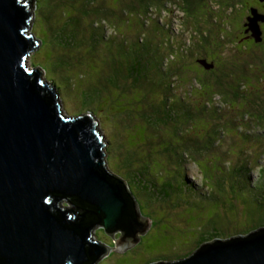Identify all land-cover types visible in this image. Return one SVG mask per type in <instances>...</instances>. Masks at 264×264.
<instances>
[{"label":"rangeland","instance_id":"rangeland-1","mask_svg":"<svg viewBox=\"0 0 264 264\" xmlns=\"http://www.w3.org/2000/svg\"><path fill=\"white\" fill-rule=\"evenodd\" d=\"M162 1L165 8L157 10L158 6L150 7L145 24L142 25L141 17L135 13L126 12L124 18L118 21L110 18L111 22L107 26L117 37H112L110 30H106L104 35L92 26L94 23H90L91 29L97 33L93 40L103 46H108L117 38L124 43H133L135 40L132 37L140 34L134 32L130 24L136 23L140 33L143 31L146 34L149 28H154L155 23H160L164 29L158 28L159 35L155 34L158 37L155 41L156 48L162 46V50L168 51L166 45L172 37L173 43H183L188 48V51H183V55L187 57L186 61L190 65H183L182 69L195 75L202 81V85L193 82L194 77L191 76L181 87L178 79L181 72L172 77L173 82L168 76L166 83L165 80L154 83V80L144 78L135 81L132 80L135 78L133 77L131 80L126 79L127 84H123L124 86L113 85V74L106 70L110 69L109 65H114L110 57L104 56L101 60V55L94 53L90 40H84L83 44L77 39L67 43L66 36L60 35L55 25L49 29L47 17L42 14L38 2L34 0L30 30L40 40V45L29 54L28 65L43 68V78L57 86L62 107L69 115L91 112L96 117L104 141L107 140L104 146L106 167L122 176L130 194H134L133 199L137 200L135 202L138 210L140 206L139 214L150 221L148 230L138 234L139 241L125 251L115 249L114 239L121 236V231H116L113 238L102 229V225L95 226L92 238L107 245L109 250L96 264H150L176 260L217 236L227 238L264 227V215L256 213L254 202L255 191L260 199L261 193L263 194L264 201V187L255 188L260 184L263 186L264 183V108L259 106L260 115H247L249 110L254 114L258 112V106L252 105L258 103V98L264 99V71H249L240 80L239 76L233 79L227 86L213 87L209 81L203 80L205 72L196 64L195 58L199 54L193 47V42L197 39L196 35L193 36L196 20L197 23L200 22L199 27L205 22L212 23L215 31L221 30V43H217L221 47L216 52L219 55L222 53L223 60L229 61V64L237 56V46L238 49L245 45L252 48L254 41L248 40L244 43L240 40L242 14H246V11L243 12L244 2L231 11L224 4L219 6L220 0H203L195 9H191L192 17H189L190 15L182 11L181 0ZM67 5L64 3L62 7V13L66 15ZM147 25L151 27L148 28ZM142 26L146 28L142 30ZM201 26L205 27L204 24ZM214 30L212 37L215 40L219 32ZM249 30L254 36L250 26L246 32ZM127 31L131 34H126ZM246 51H240L242 53H239V59L244 58ZM53 63L56 70L51 69ZM232 69V66L223 68L227 77ZM205 71L208 75L212 73L207 69ZM176 80L177 84L174 86L178 95L175 102L183 104L184 108L174 112L173 118L166 122L167 126L162 123L152 126L146 119L142 123L143 114L152 108V103L148 102L150 98L158 101L164 97L166 91L174 95L172 91ZM240 81L244 87H237L240 86ZM163 84L168 85L169 89L166 90L167 87ZM85 101L89 102V109L85 107ZM243 113L246 114L245 120L240 118ZM236 114H239V118ZM162 116L163 121H167L165 114ZM242 120H249L247 124L251 126H242ZM256 124L263 127H256ZM146 127L154 131L148 134ZM170 127L176 130H170ZM205 130L208 136L201 139ZM155 134L157 137L154 139ZM189 134L197 143L191 144L193 140L187 142L186 136ZM244 135L243 140H239ZM208 137L213 139L212 146L197 152L200 144L207 146ZM174 140L178 142V146H174ZM224 150L227 154L222 155L221 151ZM198 153L210 158L209 165L203 161L204 157H198ZM159 155L164 162H160ZM222 157L226 158L228 165L235 161L239 169L248 168L252 185H245L247 181L244 180V173H239L236 178L230 175L226 177L230 169H225L226 164L222 165V169L218 166V160ZM126 164L133 165L135 170L125 172ZM190 184L199 191L191 189ZM61 203L65 206L71 205L67 201Z\"/></svg>","mask_w":264,"mask_h":264},{"label":"water","instance_id":"water-1","mask_svg":"<svg viewBox=\"0 0 264 264\" xmlns=\"http://www.w3.org/2000/svg\"><path fill=\"white\" fill-rule=\"evenodd\" d=\"M33 5L0 0V264H96L109 250L92 238L95 226L113 238L121 231L115 249L125 251L150 221L139 214L125 182L109 179L107 140L96 118L69 115L56 85L28 65L40 45L30 30ZM248 17L262 40L264 15L252 8ZM70 197L82 201L61 203ZM150 264H264V227Z\"/></svg>","mask_w":264,"mask_h":264},{"label":"trees","instance_id":"trees-1","mask_svg":"<svg viewBox=\"0 0 264 264\" xmlns=\"http://www.w3.org/2000/svg\"><path fill=\"white\" fill-rule=\"evenodd\" d=\"M35 1L38 2V6L41 9L42 14H45V16L47 17L46 20L49 22L48 23V26L50 27L49 29H52L53 26L55 25L59 29L58 30L59 34L66 36L65 39L67 40L66 41L67 43L68 42L71 43L72 40H74V39L79 40L82 44L85 43L84 40H90L91 44L94 47V53L95 54L98 53L99 55H101V60L104 59V56L110 57V59L113 61L114 65H109L110 69H106V70L113 74V76L111 77L112 81H114L113 85H117V86H119V84H121V85L125 84L126 85L127 84L126 81L131 80L133 77H135V78H133L132 80H135V81H137V79L144 78L145 80L146 79L154 80V83H155V81H157L158 83H162V82H159V80H161V81L165 80L164 82L166 83L167 82V79H166L167 76L169 78L170 77L172 78L178 72H179V74L181 72V74L178 76L180 86L182 83L185 84L186 83L185 81L187 79H190L191 76L194 77L193 82H196L197 85L203 84L202 81H200V79L195 77V75H192V73L189 74L188 72H185L186 70L182 69L183 65H190V63H187V61H186L187 57L183 55V51H188L187 50L188 48H185L183 43L177 44V41H176V43H173L174 39L172 37V39L170 38L171 40L170 39L168 40V44L166 45L168 47V51L166 49L162 50V46L161 47L157 46V48H156L155 41H157L158 37H156L155 34L159 35L158 28L164 29L163 25L160 23H159V25L155 23L154 28H152V29L149 28L150 25H147V27L149 28V31L146 34H144L143 31L140 33L139 26L136 25V23L130 24V27L133 26L134 32H137L140 34L138 36L132 37V39L135 40V42H133V43L132 42L131 43H129V42L124 43V41L117 38L116 41H113L108 46H103L99 42L93 40V38L97 37V35H96L97 33H96V31L91 29V27L89 26L90 23H94L92 26L98 28V30L100 32H102L104 35H106L107 31L109 32V30H110V32H111L110 27L107 26L108 25L107 23L111 22L110 18L113 17L117 21L122 20L125 16L124 13L127 12L130 14L135 13L138 17H141V25H142V24H145L144 21H146V17H147L146 14L148 13V10L150 9V7H152L154 5L156 7L158 6L157 10L165 8V6H162V4L164 2L162 0H114V1H112V0H71L72 3L69 2V0H35ZM201 1H203V0H181L182 5H183V6H181L182 11L184 13H186V15L187 14H188V16L190 15L189 17H192L191 16V14L193 12L192 10L195 9V7H197L196 6L197 4H201ZM241 1L242 0H220L219 6L224 4V6H226L227 8H229L232 11L233 9L238 8L237 6H241L239 4V3H241ZM64 3L68 4L66 7L68 10V15L62 13V11L64 10L62 8ZM244 4H246V3L244 2ZM224 6H222V7H224ZM73 9H75V12L73 11ZM125 9H126V11H123ZM141 9H143V10L140 11ZM250 12L252 14V9H250ZM245 16H246V14H242V20L241 21H244ZM215 17H217V16H215ZM209 18H211V17H209ZM87 20L89 22H87ZM125 22H127V19L125 20ZM199 23H197V21L194 20L195 25H194V27L192 26L194 29L193 30L194 31L193 36L196 35V37H197V39L195 37L196 40H194V42H193V47L195 48V52L197 54H199V56H196L197 58H195V60L197 61L196 64L200 68H202L204 70V72L206 73V74L203 73L204 74L203 80L209 81L213 85V87H218V86L220 87V85L227 86L229 83H231L233 81V79H237V77L239 76V80H240V77L242 75L248 73L249 71L250 72H254V71L257 72V71H261V70L264 71V66H262V67H256L255 66V65H264V50H263L264 45H263V43H262V45L256 43V42H261L262 40L257 41L256 37L253 36V34H252V36L254 37V40H255V42H253V47L248 48V46L245 45V46H241L240 49H238V46H237V48H236L237 49V56L235 57L234 61L231 62V64H229V61L223 60V56H221L222 53L219 55L216 52L218 50V48L221 47V45H217V43H219V44L221 43V41H220L221 36H222V33L220 32L221 30L215 31L213 29L214 25L212 23H210V24L205 23V22L201 23V25L202 24L205 25L204 28H202L201 25L199 27ZM242 23H244V22H242ZM241 25H243V24H241ZM244 25H246V29L249 28V26H250L248 16L246 17V22L244 23ZM123 26L124 25H122V27ZM88 27H90V28H88ZM142 28L145 29L146 27L142 26L141 29ZM246 29H245V31H246ZM128 30H129V28H128ZM213 30H214V32H217V31L219 32L217 34V36L215 37V40L213 39V37H211ZM165 31H167V30L165 29ZM149 32H151V35ZM110 34H112V37L113 36L117 37L112 32ZM126 34H131V32L127 31ZM249 36L250 35H248V36L244 35V36L240 37V40L244 41V43H245L246 41L250 40V39H248ZM101 37H102V35H101ZM112 37H111V35H109V38H112ZM124 39H127V37ZM122 42H123V44H122ZM223 46L224 45H222V47ZM245 49L247 51L245 54H243L244 58L239 59V55H240L239 53H242L240 51L245 50ZM70 52H71V50H70ZM184 63H186V64H184ZM206 64L211 65V67H209V68L206 67ZM173 65H178V67H173ZM230 66L233 67V69H232L233 71L227 77L225 75V70H223V68L228 69V67H230ZM39 67H41V66H39ZM174 68H176V70ZM237 68H239V69H237ZM51 69H53V70L57 69V67L55 66L54 63L51 65ZM206 69L210 72L213 71L211 73V75L207 74V72L205 71ZM102 73H104V72H102ZM229 77H230V79H229ZM171 81L172 82L174 81L173 78L171 79ZM193 82L192 83L190 82V83L193 84ZM176 84H177V80L174 82L173 86L174 85L176 86ZM239 85L240 86H237V87H241V86L244 87V85H243V83H241V81L239 82ZM163 86H166V85L163 84ZM175 86L173 87L174 90L172 91V93L174 95L167 93V91H166V94H164V97L162 99H159L158 101L155 100L156 98H154V100H153V97L150 98L151 101L149 100L148 102L152 103V108L148 112H146L147 114L146 113L143 114L144 119L142 120V123L145 122V119H146V121L152 126H154L155 124H158V123H162V124H165V126H167L166 122H168L169 119L173 118L174 112L178 111L179 109L184 108L183 104H176V102H175V98L178 95L175 92V91H177ZM166 87H167L166 90H168L169 86L167 85ZM245 88H246V86H245ZM256 101L258 103H254L252 106L257 105L258 106L257 111L259 112L261 110V108H260L261 106H262V108H264V99H263V97L262 98L260 97ZM85 102H86L85 107H88L87 109H89L90 104H87L89 102L88 101H85ZM91 108H93V107L91 106ZM94 111H95V109H94ZM251 111L252 110H249V113L247 114L248 116L256 115V114L260 115V113H261V112H259V113L256 112L254 114ZM262 112H264V110ZM162 114H165L167 121H163ZM238 115L239 114H236V116L239 118ZM245 116H246V114L243 113L240 116V118H243V120H245ZM234 117H235V115H234ZM247 122H249V120L243 121V123L241 125L242 126L246 125L245 126L246 128L250 127L251 125L247 124ZM233 126H235V125H233ZM256 127H263V126H261L260 124H256ZM170 128H171L170 130H176V128H173V127H170ZM152 130L154 131V129H152V128L150 129V127H146L145 131H147V133H148V132H152ZM148 134H151V133H148ZM150 136H152V135H150ZM207 136H208V132H207V130H205L201 139H205V138H207ZM156 137H157V134L154 135V139ZM244 137H245V135L240 137L239 140H243ZM246 137H247V135H246ZM186 138H187V142L193 140L192 136L190 134L188 136H186ZM208 139H209V142H208L207 146H204V145L201 146V144H200L197 147V152L208 149L209 147L212 146L213 139L211 137H208ZM205 141H203V143ZM195 143H197V140L196 141L193 140L191 144H195ZM175 145L178 146L179 144L177 141L174 140V146ZM159 146L162 149V146L161 145H159ZM162 151H163V149H162ZM221 153H222V155H223V153L227 154L225 150L221 151ZM199 154L200 153H198V157H201V156L204 157L203 161H205L209 165L210 162H208V160L210 161V158L208 159L207 156L199 155ZM158 158H159L160 162L161 161L164 162V160H162V158H160V155L158 156ZM199 159H201V158H199ZM183 163H185V161H183ZM223 164H226L225 169L227 171L230 169L229 172L226 174V177H227V175H230L232 178H236L239 176V173L240 174L244 173L243 174L244 180L247 181V183L245 185L247 187H249V185L251 183H253L252 177L250 176V174H248V168H240L239 169V167H237V164L235 163V161L232 162L231 164H229L230 165L229 166L228 163H226V158L222 157L221 160H218L219 168H221ZM214 165H215V161H213L212 166H214ZM225 169H223V170H225ZM132 170L133 171L135 170V167L133 165L132 166H129L127 164L125 165V172L130 173ZM243 170H245V171H243ZM111 173H112V176L111 177L109 176L110 180L114 178V180L118 181L120 179V180H123V182H125V180L122 178V176L119 175L117 172L114 173L111 171ZM135 176H136V174H135ZM190 187H191V189H194L193 185H191ZM250 187H253V186H250ZM263 187H264V183H263V186H262V184H260L259 187H255V188L261 189ZM194 190L199 191L196 189H194ZM262 190H264V188ZM256 192L257 191H255V198H254V202L256 204V213L264 215V201L262 200L263 194L261 193V199H260L259 195H257ZM131 194H132V196H134V194L132 192H131ZM63 201H67V203L71 204V206L72 205L75 206V204L78 205L79 201H82V200H77V197H75V198L70 197V199L67 198V199H64ZM135 201L137 202L136 199H135ZM136 202H135V205H136ZM84 205L86 206L88 204L84 203ZM88 208H90V210H94V208H91V207H88ZM139 211L141 212L140 206H139ZM132 212H133V210H132ZM241 214L244 215L243 212ZM96 216L97 215H91L92 220H94L96 218ZM89 220H90V218H88V221ZM101 227H102V229H105L104 226H101ZM126 231H127V229H126ZM216 238H220V237L217 236ZM189 254L190 253L184 254V256H187Z\"/></svg>","mask_w":264,"mask_h":264},{"label":"flooded vegetation","instance_id":"flooded-vegetation-1","mask_svg":"<svg viewBox=\"0 0 264 264\" xmlns=\"http://www.w3.org/2000/svg\"><path fill=\"white\" fill-rule=\"evenodd\" d=\"M249 1H251V2H249ZM242 2L246 3V4H244L245 5L244 12L246 11V16H245L244 21H242V22H244V23L246 22V17L251 15L250 9H252V8H254L257 12L264 14V0H243V1H241V3ZM244 23H242L243 25H242V29H241L242 36L250 35L248 39L255 42L254 37L252 36V32L250 30L248 32L245 31L246 25H244ZM259 23H260V27L262 30V41L256 42V43L261 44V45L263 43V45H264V20H260Z\"/></svg>","mask_w":264,"mask_h":264},{"label":"bare ground","instance_id":"bare-ground-1","mask_svg":"<svg viewBox=\"0 0 264 264\" xmlns=\"http://www.w3.org/2000/svg\"><path fill=\"white\" fill-rule=\"evenodd\" d=\"M216 16V15H215ZM211 26V25H210ZM212 37V36H211ZM102 64H104V63H102ZM200 68V67H199ZM213 72V71H212ZM152 96V95H151ZM152 98V97H151ZM130 100V99H129ZM134 100V99H133ZM147 100V99H146ZM151 101V100H150ZM179 101V100H178Z\"/></svg>","mask_w":264,"mask_h":264}]
</instances>
